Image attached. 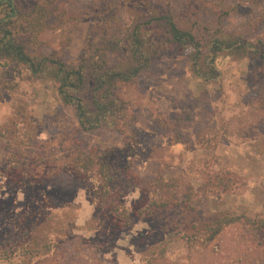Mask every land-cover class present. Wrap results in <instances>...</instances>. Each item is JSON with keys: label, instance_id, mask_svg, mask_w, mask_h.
<instances>
[{"label": "rangeland", "instance_id": "374dc122", "mask_svg": "<svg viewBox=\"0 0 264 264\" xmlns=\"http://www.w3.org/2000/svg\"><path fill=\"white\" fill-rule=\"evenodd\" d=\"M10 1L20 15L15 10L4 21L18 19L11 30L25 51L60 58L69 66L99 48L103 38L121 39L136 27L148 39L161 38L158 22H145L163 16L202 45L216 38L264 40V0ZM187 53L162 48L148 70L121 89L125 107L119 114L120 132L109 126L79 131L73 109L62 104L52 80L0 61V130L13 121L25 136L29 123L37 125L29 149L51 158L75 145L86 151H122L124 163L142 179L177 178L192 186L191 204L202 215L215 210L233 216L264 215V66L257 59L222 53L215 64L218 78L204 81L194 76ZM121 59V54H112L107 61L115 65ZM4 145L0 137V167L8 158ZM219 171H232L239 184L231 194L215 198L203 184ZM141 199L136 190L128 192L124 203L132 209ZM69 203L77 205L78 228L95 214L85 183L71 175L23 187L6 184L0 188V233L8 232L24 212ZM163 231L158 221L139 222L130 232H120L113 247L97 256L92 248L95 235L78 229L66 245V259L78 264H141V253ZM240 232V226H229L206 248L198 244L187 249L176 240L155 264H235L241 253L235 236Z\"/></svg>", "mask_w": 264, "mask_h": 264}, {"label": "trees", "instance_id": "16d2710c", "mask_svg": "<svg viewBox=\"0 0 264 264\" xmlns=\"http://www.w3.org/2000/svg\"><path fill=\"white\" fill-rule=\"evenodd\" d=\"M15 10L20 15L19 7H12L10 0H0V61L23 66L33 77L52 80L62 104L73 109L82 132L101 126L121 131L119 114L125 107L121 89L147 71L166 46L189 51L186 57L192 72L204 81L218 78L215 64L222 53L234 59H257L264 66V40L250 43L239 37L216 38L202 45L169 16L145 22L146 26L152 25L153 20L158 22L161 38L148 39L136 27L126 31L121 39L103 38L99 48L83 53L75 66H69L60 58L34 56L25 51L11 30L18 19L4 21ZM121 40L123 45H118ZM112 54H121V61L110 65L107 60ZM29 124L25 136L15 130L13 121L0 130L8 154L0 167V188L9 183L23 187L42 180L50 182L61 174L71 175L85 183L95 214L78 228L77 205L73 203L24 212L12 222L8 232L0 233V264H78L65 255L73 231L79 229L95 235L99 241L94 240L92 248L98 256L113 247L120 232L128 233L137 223L148 220L160 222L164 231L156 234L153 243L141 253V264H155L176 240L182 241L187 249L198 244L206 248L232 225L240 226L242 231L235 236V246L241 252L235 264H264L263 214L233 216L215 210L202 215L191 204L192 186L177 178L146 181L124 163L122 151H86L75 145L56 158L32 151L29 148L37 138L38 127ZM131 130L135 135V129ZM205 179L204 189L215 198L231 194L239 184L232 171L212 173ZM136 190L142 199L129 209L124 199L128 192Z\"/></svg>", "mask_w": 264, "mask_h": 264}]
</instances>
